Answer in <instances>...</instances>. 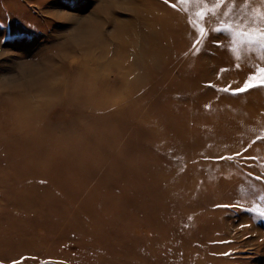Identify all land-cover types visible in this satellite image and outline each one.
Instances as JSON below:
<instances>
[{
	"label": "rangeland",
	"instance_id": "rangeland-1",
	"mask_svg": "<svg viewBox=\"0 0 264 264\" xmlns=\"http://www.w3.org/2000/svg\"><path fill=\"white\" fill-rule=\"evenodd\" d=\"M88 20L109 82L139 49L94 105L43 86ZM257 29L264 0H0V264H264Z\"/></svg>",
	"mask_w": 264,
	"mask_h": 264
},
{
	"label": "bare ground",
	"instance_id": "bare-ground-1",
	"mask_svg": "<svg viewBox=\"0 0 264 264\" xmlns=\"http://www.w3.org/2000/svg\"><path fill=\"white\" fill-rule=\"evenodd\" d=\"M91 20V19H90ZM84 21L77 27H72V30L68 35L61 36L63 40L54 47V52L50 53L48 61H53L56 58L60 61L59 65L53 67L54 73L57 74L51 83L49 76V82L44 86L45 93L48 94V89H58L60 97L68 99L70 101H76L80 104L89 103L91 105L97 104L98 97L100 95H108L110 93H116L121 91L122 86H126L130 77V72H127L128 68L132 65L136 66L138 50L134 47L119 44L116 50H112L110 55H115L117 59L109 60V63L115 61V64L119 67V75L116 76L111 82H109L104 74L101 73L104 63L99 61V56H105L109 54V50L99 49L95 42H90L89 35L92 32L93 27L98 28L99 23L95 24L93 21ZM123 24V23H122ZM125 24V23H124ZM137 39V38H135ZM139 40L137 39V42ZM137 42L135 45H137ZM151 42H149V53L152 51ZM96 48V50H95ZM124 51L123 54H121ZM126 52L127 57L124 61H121L122 56ZM72 56H78L72 58ZM108 63V64H109ZM29 65L23 68V72L28 70ZM54 73L52 75H54ZM47 74L42 73V76ZM131 81V77H130ZM56 87H53L54 85ZM22 97V96H21ZM23 102L29 103L33 100V97L29 95V92L23 95ZM42 102H47L45 98L40 99ZM106 102L108 100H105ZM149 115L148 110H143L141 113L142 118H147Z\"/></svg>",
	"mask_w": 264,
	"mask_h": 264
},
{
	"label": "snow or ice",
	"instance_id": "snow-or-ice-1",
	"mask_svg": "<svg viewBox=\"0 0 264 264\" xmlns=\"http://www.w3.org/2000/svg\"><path fill=\"white\" fill-rule=\"evenodd\" d=\"M173 7H175V5H173ZM257 32L259 33V35L255 39L264 43V29H257ZM259 71H260V76L256 78L259 81L258 83H252L251 81H246L243 87L234 90V94L239 92H245L253 87L264 86V67H261Z\"/></svg>",
	"mask_w": 264,
	"mask_h": 264
}]
</instances>
